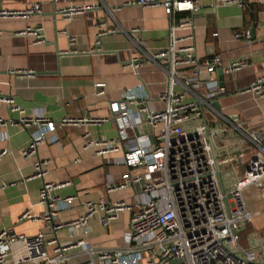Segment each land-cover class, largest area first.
<instances>
[{
  "label": "crops",
  "instance_id": "obj_1",
  "mask_svg": "<svg viewBox=\"0 0 264 264\" xmlns=\"http://www.w3.org/2000/svg\"><path fill=\"white\" fill-rule=\"evenodd\" d=\"M78 1L0 0V8L24 9L32 2H40L43 8L41 15L30 18H0V94L12 95L28 112L42 110L52 119L66 115L110 114V101L127 100L134 106L131 100L142 97L153 107L163 108L159 95L166 87L167 74L145 52L154 54L169 43L172 17L163 6L123 5L111 13L101 6L79 13L72 20H66L57 11ZM122 2L124 0H106L110 7ZM210 3L207 0L199 11L192 14L181 11L175 17L179 21L193 15L198 56L219 53L223 64L242 56L249 60V64L239 70L224 71L221 86L225 91L217 99L219 113L206 107L209 125L217 128L215 150L222 181L229 189L247 170L248 160L256 149L245 137V132L264 127V97L245 90L256 78L264 76V0H247L244 6L219 4L214 7ZM39 21L43 24L45 42H37L33 35L23 32ZM63 29L77 37L74 47L79 52H59L70 47L68 37L61 32ZM246 29L251 31L250 37L236 36ZM101 30L106 33L100 35V43H97ZM215 31L218 35H214ZM188 32L180 28L177 35ZM95 45H100L102 51H90ZM134 57L144 60L138 72L126 66ZM18 68H33L36 73L18 75L14 73ZM219 68L210 74L202 70V75H210L220 82ZM98 81L106 83L104 93H97L95 83ZM206 90V85L197 88L199 94ZM0 116L18 119L19 113L8 104L0 103ZM132 118L140 122V118L136 119L137 113ZM144 128L140 127V135L134 127L129 128L130 137L121 141L119 150L99 154L95 148L84 149L83 144L89 137L118 138L115 119L100 124L58 125L55 132L49 133L38 145L36 155L26 157L22 149L38 133V126L0 124V150H9L0 158V230L11 228L15 233L28 236L57 237L59 243L65 245L83 239L94 247H120L130 227L131 210L121 211L109 226L101 223L102 211H98L86 226L75 231L69 227L54 231L52 222L42 218L23 219L22 213L31 209L38 217L45 215L47 206L40 202L39 192L46 181L68 182L54 189L53 194L75 196L68 207L57 201L61 222H71L85 215L90 200L104 197L108 201H135L143 184L132 182L109 191L108 183L120 181L121 175L128 170L133 173L146 171L145 166L131 167L124 162L125 152L144 140L146 133H151ZM87 131L90 135L84 137ZM53 135L57 136L56 140H52ZM242 151L244 157L240 156ZM37 157L50 159L44 176L34 175ZM245 194L251 207H264V178L249 186ZM241 240L244 244L241 245L258 253L260 262L264 263V219L256 230L243 231ZM81 251L79 247L71 249L68 264H86L88 255Z\"/></svg>",
  "mask_w": 264,
  "mask_h": 264
},
{
  "label": "built area",
  "instance_id": "obj_2",
  "mask_svg": "<svg viewBox=\"0 0 264 264\" xmlns=\"http://www.w3.org/2000/svg\"><path fill=\"white\" fill-rule=\"evenodd\" d=\"M207 0H124L110 7L106 0H79L58 8L66 20H72L77 14L103 6L109 13L123 5L163 6L172 17L169 43L154 54L145 55L165 70L167 83L159 97L163 108L153 107L149 100L142 97L131 100L110 101V114H90L84 116H62L52 119L42 111L28 112L16 102L14 96L0 94V103L8 104L18 111V119H5L0 116V124L13 122L23 127L38 126V133L22 149V155L33 157L38 145L44 142L49 133L55 132L58 125L100 124L115 119L119 137H89L83 144L84 149L95 148L99 154L117 151L121 141L129 139V128L140 122H147L154 135L145 134L144 140L125 152L124 162L131 167L145 166L146 171L133 173L128 170L118 182L108 183V190L114 191L130 183L143 180L142 191L133 202L124 199L108 201L104 197L98 201L87 202L85 215L71 222L59 221L57 201L68 207L74 195L60 197L53 190L68 182L46 181L40 188V202L47 206L44 216L34 215L31 209L22 213L23 219L46 220L53 223L57 231L69 227L86 226L96 212L102 211L101 223L109 226L118 219L120 212L131 210L129 229L125 232L123 243L115 249L94 247L79 239L65 245L57 237L45 238L43 235H25L15 233L11 228L0 230V264H68L69 251L81 248L88 255L86 264H262L257 261L255 252L247 250L241 243L243 231L256 230L264 219V207L253 208L249 205L245 191L264 178V127L245 132V137L255 145V152L248 160L247 170L236 179L231 188H226L220 174V161L215 150L214 136L217 128L208 123L207 109L219 113L215 101L225 90L218 79L207 73L223 67L224 71L234 72L249 64L246 56L232 58L223 64L219 53L200 57L194 44L195 23L193 15L181 20L176 14L181 11L195 13L202 9ZM211 5L236 4L244 6L247 0H210ZM40 2L29 3L24 9L0 8V18H30L41 15ZM105 24V21L101 23ZM180 28L189 32L178 36ZM137 29V28H135ZM34 36L35 41L45 42L43 24L39 21L23 30ZM70 41V47L60 49V53H74L80 50L74 47L77 37L66 29L61 30ZM99 32L97 43H100ZM218 35V31L214 32ZM237 37H250L246 29L236 33ZM90 51H102L100 45ZM144 63L139 57L132 58L126 66L135 72ZM18 75L35 74L33 68H18ZM97 93L105 92L104 81L95 83ZM207 86L204 94L197 88ZM245 90H251L257 97H264V76L256 78ZM137 113V122L132 115ZM143 115V117H141ZM57 136L53 135L52 140ZM0 150V158L8 152ZM244 157L245 152H240ZM229 160V159H228ZM50 159L35 158V176H44L48 171ZM50 249L52 253H50ZM174 262V263H173Z\"/></svg>",
  "mask_w": 264,
  "mask_h": 264
},
{
  "label": "water",
  "instance_id": "obj_3",
  "mask_svg": "<svg viewBox=\"0 0 264 264\" xmlns=\"http://www.w3.org/2000/svg\"><path fill=\"white\" fill-rule=\"evenodd\" d=\"M218 73H219V79H220V84L221 85H223V79H224V68L223 67H220L219 69H218ZM215 104L217 105V107H220V104L218 103V100L217 101H215ZM144 125H136V126H134V129L136 130V132H137V134H141L142 133V129H143V127H145L144 129H145V131H152V128H151V126L147 123V124H145V123H143ZM147 126H148V128H147ZM140 127L142 128V129H140ZM150 137H151V139H152V141H154V135H153V133L151 132L150 133ZM139 184H143V180H141L140 181V183ZM174 263V262H173Z\"/></svg>",
  "mask_w": 264,
  "mask_h": 264
},
{
  "label": "rangeland",
  "instance_id": "obj_4",
  "mask_svg": "<svg viewBox=\"0 0 264 264\" xmlns=\"http://www.w3.org/2000/svg\"><path fill=\"white\" fill-rule=\"evenodd\" d=\"M240 243L241 244H243V242H242V240H240ZM244 245V244H243ZM248 250V249H247ZM256 253V252H255ZM256 255H257V261H259L260 262V258H259V255H258V253H256ZM262 264H264V263H262Z\"/></svg>",
  "mask_w": 264,
  "mask_h": 264
}]
</instances>
